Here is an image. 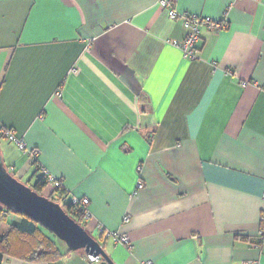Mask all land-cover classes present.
<instances>
[{
	"label": "crops",
	"instance_id": "crops-1",
	"mask_svg": "<svg viewBox=\"0 0 264 264\" xmlns=\"http://www.w3.org/2000/svg\"><path fill=\"white\" fill-rule=\"evenodd\" d=\"M174 8L226 23L194 60L160 0H0V131L25 144L0 134V154L86 197L115 264H264V0ZM66 252L0 264H97Z\"/></svg>",
	"mask_w": 264,
	"mask_h": 264
},
{
	"label": "water",
	"instance_id": "water-1",
	"mask_svg": "<svg viewBox=\"0 0 264 264\" xmlns=\"http://www.w3.org/2000/svg\"><path fill=\"white\" fill-rule=\"evenodd\" d=\"M0 204L7 209L32 218L40 227L66 245V251L83 249L99 257L97 264H115L102 245L70 217L63 207L13 176L0 154Z\"/></svg>",
	"mask_w": 264,
	"mask_h": 264
},
{
	"label": "trees",
	"instance_id": "trees-1",
	"mask_svg": "<svg viewBox=\"0 0 264 264\" xmlns=\"http://www.w3.org/2000/svg\"><path fill=\"white\" fill-rule=\"evenodd\" d=\"M33 165L36 167V161H33ZM6 168L13 176H15L8 166H6ZM38 172V170H35V179L31 180L30 184L26 182L24 183L38 194L45 195V189L52 182L46 175L41 173L39 174ZM45 196L59 203L70 217L85 227L86 220H84L83 209L80 208L79 205H74L70 202V198L64 187L53 186L50 193L48 192ZM9 214L17 215L21 218V221L19 223H10L7 230L0 235V248L3 252L13 253L22 251V258L29 262L56 261L67 254L66 245L54 235L47 232L44 228L40 227L32 218L24 214L11 211L1 204L0 225L2 223H7V217ZM101 237L102 234L97 238H94L98 242H103Z\"/></svg>",
	"mask_w": 264,
	"mask_h": 264
},
{
	"label": "built area",
	"instance_id": "built-area-1",
	"mask_svg": "<svg viewBox=\"0 0 264 264\" xmlns=\"http://www.w3.org/2000/svg\"><path fill=\"white\" fill-rule=\"evenodd\" d=\"M176 0H160V4L162 7L167 9L168 15L171 19L180 18L182 20L184 29H185V35L183 41L177 43L176 45L182 50L183 55L190 59L194 60L196 59V53H197V45L200 41V32L202 28H208L209 30L217 31L224 27H226V23L224 21H220L217 19H212L209 16H200L196 14H190V13H178L175 8ZM1 136L6 137L8 140L15 142L18 144L20 149L25 148V144L22 142L17 141L13 133L8 129H1L0 131ZM36 151L32 150L31 154L36 155ZM50 181L53 183L54 187H63L62 181L59 179H55L50 177ZM137 189L143 188V182L142 180H139L137 185ZM70 202L74 205H79L80 208L83 209L84 213V220H87L89 218V211H88V204L89 200L86 197H69ZM129 215H125L123 218V221H128ZM115 238L123 243V244H129V239L126 235H121L118 233H112ZM88 260L90 263H97L99 261V257H94L92 255L87 254ZM139 264H155L151 260H145L141 261ZM242 264H256L255 262L249 261V262H243Z\"/></svg>",
	"mask_w": 264,
	"mask_h": 264
},
{
	"label": "rangeland",
	"instance_id": "rangeland-1",
	"mask_svg": "<svg viewBox=\"0 0 264 264\" xmlns=\"http://www.w3.org/2000/svg\"><path fill=\"white\" fill-rule=\"evenodd\" d=\"M17 178H19L18 176H17ZM20 179V178H19ZM21 180V182H26V183H29L30 184V180H26V179H20ZM44 194H45V192H44ZM5 230H6V225H5V223H2L1 225H0V235L1 234H3L4 232H5ZM79 251H82V252H84V250L83 249H81V250H79Z\"/></svg>",
	"mask_w": 264,
	"mask_h": 264
}]
</instances>
